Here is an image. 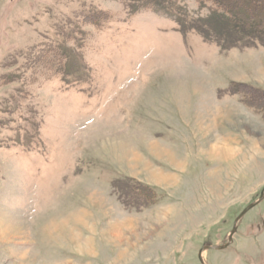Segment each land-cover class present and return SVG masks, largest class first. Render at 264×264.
I'll return each mask as SVG.
<instances>
[{
	"label": "rangeland",
	"instance_id": "obj_1",
	"mask_svg": "<svg viewBox=\"0 0 264 264\" xmlns=\"http://www.w3.org/2000/svg\"><path fill=\"white\" fill-rule=\"evenodd\" d=\"M211 2L0 0V264H201L226 242L264 187V29L202 22ZM202 258L264 264V197Z\"/></svg>",
	"mask_w": 264,
	"mask_h": 264
},
{
	"label": "trees",
	"instance_id": "obj_2",
	"mask_svg": "<svg viewBox=\"0 0 264 264\" xmlns=\"http://www.w3.org/2000/svg\"><path fill=\"white\" fill-rule=\"evenodd\" d=\"M137 1L139 4L143 3V5H146L144 7H148L151 4L154 5H166L168 4L171 0H135ZM200 3L206 2V1H210L211 0H198ZM203 1V2H202ZM214 5V9L211 10L210 15L205 18L202 22L205 21H210L212 19H217V18H221L224 19L226 21V23L232 28V29H236V28H243V26H247L248 24H252V26H256L257 28L263 30L264 29V21L262 20V17H258V19H255V17L253 16H245L247 15L246 12L244 13V10L246 7H244L242 9V11L239 9L240 6H244L246 3L244 2H237V1H231L228 0L226 3L220 1V0H213ZM239 6V7H236ZM165 7V6H164ZM239 9V11L236 12V10ZM178 22L179 25L183 28V29H190V28H194V27H198V25H195V21L191 20L190 18L187 19V22H185V18L181 17L178 14ZM201 22V23H202ZM205 35V34H204ZM205 38L209 39L206 35ZM244 97V96H243ZM245 102L247 101V96L245 95Z\"/></svg>",
	"mask_w": 264,
	"mask_h": 264
},
{
	"label": "water",
	"instance_id": "obj_3",
	"mask_svg": "<svg viewBox=\"0 0 264 264\" xmlns=\"http://www.w3.org/2000/svg\"><path fill=\"white\" fill-rule=\"evenodd\" d=\"M263 197H264V187L262 188L261 192H260V195L259 197L250 202L240 213L239 215L236 217V219L234 220L233 222V226L231 228V230L229 231L228 233V236H227V240L225 243L223 244H210V243H204L200 250L198 251V258L201 262V264H205V262L203 261V258H202V253L203 251L207 250V249H223L225 248L226 246H228L232 240H233V235L236 233V230H237V225H238V222L239 220L243 217V215L248 211L250 210L251 208H253L254 206H256L257 204H259L262 200H263Z\"/></svg>",
	"mask_w": 264,
	"mask_h": 264
}]
</instances>
